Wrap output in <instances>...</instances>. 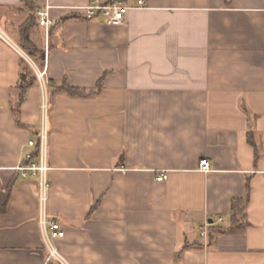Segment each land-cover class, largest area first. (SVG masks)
<instances>
[{
	"label": "crops",
	"instance_id": "crops-1",
	"mask_svg": "<svg viewBox=\"0 0 264 264\" xmlns=\"http://www.w3.org/2000/svg\"><path fill=\"white\" fill-rule=\"evenodd\" d=\"M91 1L48 0L31 57L21 27L40 3L0 0V264L46 258L39 178L22 170L39 164L42 91L35 77L22 93L21 53L47 75V212L70 264H264V0H119L121 25L76 10ZM238 200L242 232L211 238Z\"/></svg>",
	"mask_w": 264,
	"mask_h": 264
},
{
	"label": "built area",
	"instance_id": "built-area-1",
	"mask_svg": "<svg viewBox=\"0 0 264 264\" xmlns=\"http://www.w3.org/2000/svg\"><path fill=\"white\" fill-rule=\"evenodd\" d=\"M40 3L37 11L36 18L40 27L46 30L47 36L52 26H54V20L51 17L50 11L51 6L48 0H38ZM145 6L144 0H137V7L141 8ZM123 2L119 0H92L90 4L79 7L76 10L83 12L87 20L103 19L106 23L111 25H121L124 22V14L129 10ZM0 39L9 41V38L5 31L0 26ZM20 52V51H19ZM21 53V52H20ZM23 57L29 61L33 70L36 73L37 80L39 82L42 99H41V121L40 129L37 134L36 141H29L28 146L37 149V155L34 153L27 156V160L32 161L34 157H38L39 164L31 163L30 166L22 168L25 172H30L32 176H38L39 178V217L38 223L40 227V232L46 251V258L44 264H70L63 255L59 252L55 245L57 239L63 238L65 236V231L63 230L61 224L55 220H52L48 216L47 205H48V194H49V183L47 180L48 165V143H49V115H50V99L48 92V80L46 71L38 69L36 64L28 57L25 53H21ZM199 169L201 172L207 173L211 171V165L207 160L200 162ZM168 179L167 173H161L157 177V181H165ZM220 222H223L220 219ZM207 227L209 224L206 225ZM201 237L207 239L208 232L207 229L201 233Z\"/></svg>",
	"mask_w": 264,
	"mask_h": 264
},
{
	"label": "trees",
	"instance_id": "trees-1",
	"mask_svg": "<svg viewBox=\"0 0 264 264\" xmlns=\"http://www.w3.org/2000/svg\"><path fill=\"white\" fill-rule=\"evenodd\" d=\"M36 23V16L33 18H30L27 20V22L21 27V35H22V44L21 47L29 54V56L34 57L36 54H39L36 49H34V46L32 45L30 39H29V31L30 29L35 25ZM29 77H32L29 78ZM36 76L34 75V71L32 68H28L25 73L21 75V81L19 83V87L24 94L26 90H28L33 85V78ZM101 86V85H100ZM100 86L97 90L94 91H80L77 89H73L70 87H63L61 88V91H66L71 95H79L82 97H89L95 94H98L100 92ZM23 100H21L17 106L13 107V112L15 115H19L20 106ZM34 155H37V149L34 152ZM8 197L7 194L2 196L3 199H6ZM1 198V197H0ZM1 198V199H2ZM245 208H246V200H238L235 201L232 205V215H231V225L227 228L225 227H217L213 228L209 232V236L212 238L214 235H235L242 232V229L245 225Z\"/></svg>",
	"mask_w": 264,
	"mask_h": 264
}]
</instances>
